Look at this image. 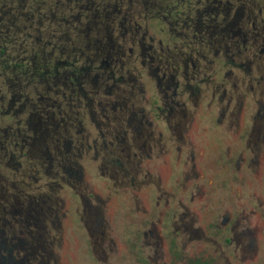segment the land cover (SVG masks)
<instances>
[{
	"label": "flooded vegetation",
	"instance_id": "1",
	"mask_svg": "<svg viewBox=\"0 0 264 264\" xmlns=\"http://www.w3.org/2000/svg\"><path fill=\"white\" fill-rule=\"evenodd\" d=\"M138 1L128 0V5ZM119 4L94 0V16L107 25H128L137 11L121 21ZM113 6L115 12L108 15ZM148 6L155 11L147 15L167 19L163 25L184 36L180 45L188 49L171 53V43L179 46L171 37L165 42L150 34L147 42L149 31L139 37L136 28L128 54L122 53L126 61L121 60L122 68L129 63L134 69L125 70L129 80L117 76L108 60L97 65L104 68L105 85L111 79L116 87L126 83L123 94L109 91V97L99 99L101 90L81 86L97 62L81 74L75 45L71 60L62 59L61 68L68 70L62 77L65 90L54 103L69 106L61 120L72 135L60 153L72 154L75 148L83 158V151H93L94 163L103 161L113 177L122 179L104 186L119 185L123 195L120 242L115 230L107 229L100 196L95 193L97 202H90L83 167L74 161L70 167L80 168L66 169L68 184L84 191L79 200L87 216L85 237L94 256L100 251L87 262L113 264L111 258L119 257V264H264V0H155ZM81 15L89 18L90 13ZM157 41L160 51L154 47ZM49 65L44 70L47 91L59 84L61 71L53 73ZM43 102V109L51 104L47 97ZM86 106L100 135L89 133L87 145L77 137L81 143L74 146L71 136L82 125L75 109ZM11 137V142L18 140ZM46 186H38V196L26 182L14 186L15 192L2 187L0 264H76V252L64 247L62 222L46 214Z\"/></svg>",
	"mask_w": 264,
	"mask_h": 264
},
{
	"label": "rangeland",
	"instance_id": "2",
	"mask_svg": "<svg viewBox=\"0 0 264 264\" xmlns=\"http://www.w3.org/2000/svg\"><path fill=\"white\" fill-rule=\"evenodd\" d=\"M93 1L94 0H85V4H89L91 7L89 8L90 15L88 19H82L83 23L79 25L81 30L78 32V35L73 32V27L66 25H44L41 28L35 29L34 35L45 39H52L59 35L63 41L61 47L65 51L63 54L58 51L57 54H59L61 59L71 60L68 54L71 53L70 51L75 45V47H77L76 55L79 56L80 62L93 65L92 61H96V67L89 72L87 78L82 79L83 82L81 86H85V89L88 91L101 90L99 99L109 97V91L118 94L122 93L120 91L126 87V83L124 82H118L119 88L114 86V80L112 79L105 85L103 83L104 68L98 67L97 65H99V62L102 64V60H108L111 62L110 68L116 70L117 76H124L129 80L128 73H125V70L131 68L132 71H134V69L132 65L129 66V63L125 64L124 68H122L123 65L121 60L126 61V56L122 55V53L125 49V54H128V48L129 45H131L130 40L133 33L137 32L135 30L136 28L139 27V37H142L145 31H149V34L146 35L147 42H149L148 36L150 34L155 35L157 39H163L165 42L171 37L172 40L179 45L176 47L171 43L169 45L171 53H176L180 49H188L180 45L185 40L184 36L177 35L176 32L172 30V26L163 25L167 19L163 20L148 16L154 13L155 9L152 7L148 9L146 5L155 0H146V3L144 2L145 0H140L138 1L139 3L137 2L131 6L128 5V0H120L121 21H126L124 17L130 18L131 13L137 11L136 17L131 19L128 25H107L108 21L105 19H98L94 16ZM13 2V0H0V10L3 8L7 9V6L11 9ZM94 5L96 6L97 4ZM108 12V15H112L113 12H115L114 6L110 8ZM147 13L149 14L147 15ZM96 22H104V25H94ZM136 22L140 25H135ZM87 23L90 25H87ZM126 27L128 28L127 30L125 29ZM0 29H2L0 30V42L5 45L10 40L9 38H11L13 43H8L6 47L19 58L24 53L22 38L31 31V25L25 28L23 25H0ZM123 33L126 35V43L122 35ZM3 35H7L5 40L2 39ZM165 42L164 45L166 44ZM154 47L160 51L161 46L158 44V41ZM136 48H139L138 45H136ZM151 52V54L154 53L153 51ZM139 66L142 67L140 63ZM0 69H2V66H0ZM119 70L123 71L118 72ZM66 71H68L67 68H61V71L58 73L60 81L59 84L55 86L54 90L47 91L46 84L43 83L34 86L31 92L24 93V95H15L11 100H8V96L6 101L0 100V140L2 141H0V193L4 188L5 193L15 192L16 187L22 188L26 182L31 186L30 188H32L29 189V192L34 196H38L41 192L38 186L46 183L47 186L44 188V191L48 195L46 214L48 216L57 215L62 222L64 247L67 248V250H74V252H76L77 259L76 261L74 260V262H76V264H88V262L96 258L95 256L100 254V251H96L94 254L97 255L94 256L90 248V243L85 237V231L88 230L85 224L87 216L83 210V202L79 200V195L84 193V191L78 190L68 184L67 178L69 174L66 173V169L69 171L73 168L78 170V168H80L78 164L75 165L76 167H70V163L74 161H77L83 167L81 174L83 182L92 190L91 193L88 194L91 199L90 202H97L95 193L100 196L99 199L102 200V205L104 207V219L109 222L107 229H109V231L115 230V234L120 237V242L123 241L121 232H119V219L121 216L123 218L121 214L123 195L119 192V185L115 189L110 187L113 190L105 188L104 186L107 185V187H109L115 182L119 184L122 182V179L119 176L116 178L113 177L111 168H107V165L102 164L103 161L99 162L98 160L94 163L91 157L93 156V154H91L93 151H91L89 155L83 151V158H78L75 155V153L78 154L75 148L72 154L60 153V151H64V139L72 135L71 131L65 132V126L61 120L62 116H66L67 113H70L69 106L64 103L65 105H63V108H58L57 104L54 103V101L60 102L62 100V92L65 90L64 79L62 77L66 74ZM2 73H0V87L3 88V90L0 93H4L3 85L9 82V77L5 75L4 70H2ZM132 74H134V72H132ZM109 86L111 87L109 88ZM91 95L93 96V94ZM135 96L139 101H144L139 90H136ZM44 97H47V102L51 103L46 109L42 107L45 105L43 102ZM48 97L50 99H48ZM98 102V100L95 101V103ZM25 104H27V108L24 106ZM52 104H54V106H52ZM58 110L61 112H58ZM75 110H78L79 114L75 116H77L79 120L82 119L83 126L79 125V130L81 132H75L74 135L71 136L73 139L72 145L78 146L81 142L87 145L86 136L89 133L100 135V129L91 119L89 107H80V109L76 108ZM6 135L7 137L5 138ZM14 135L18 136V140L11 142L10 138ZM77 137L81 139L80 143L76 141ZM24 145L25 148H23ZM23 150H25V154H23ZM67 154L72 156L66 159L65 157ZM62 160L65 161L63 162ZM51 165L53 166L51 167ZM64 165L68 168H64ZM29 173L30 176H27L26 174ZM109 191H111V193H109ZM141 198H144L142 194L140 196V199ZM78 205H80L79 211L76 210ZM120 214L121 216H119ZM73 233L79 235V242L76 241L75 234ZM77 246L80 247V250L75 248ZM79 252H81L80 256L82 260H78ZM84 252H87L86 256ZM70 261H72L71 258ZM111 262L113 264H119L120 259L119 257H112Z\"/></svg>",
	"mask_w": 264,
	"mask_h": 264
},
{
	"label": "trees",
	"instance_id": "3",
	"mask_svg": "<svg viewBox=\"0 0 264 264\" xmlns=\"http://www.w3.org/2000/svg\"><path fill=\"white\" fill-rule=\"evenodd\" d=\"M13 1L11 9L7 6V9L0 10V25H23L24 28L31 25V31L22 38L24 53L19 58L6 47L8 43H13L11 38L5 45L0 42V66H2L0 73L4 70L5 75L9 77V82L3 85L4 93H0V100L3 101H6L8 96V100H11L15 95H24V93L31 92L34 86L43 84L45 79L44 70L47 69L45 63L47 61L51 64L48 67L54 70L53 73L62 67V59L57 54L58 51L61 53L62 49L63 41L61 37L57 35L55 38L45 39L35 36L34 30L44 25H66L73 27V32L78 35L81 30L79 25L83 23L82 19H88H85L81 14L88 15L90 13V5H86L85 0ZM146 7L151 8L148 5ZM6 36L3 35L2 39L5 40ZM89 69L90 67L87 64L84 65L83 62H80L79 70L81 74ZM14 84L27 87L25 90L13 92V89L9 87Z\"/></svg>",
	"mask_w": 264,
	"mask_h": 264
}]
</instances>
